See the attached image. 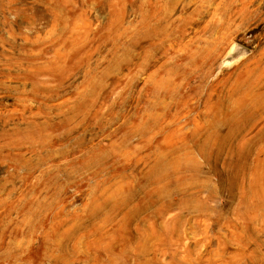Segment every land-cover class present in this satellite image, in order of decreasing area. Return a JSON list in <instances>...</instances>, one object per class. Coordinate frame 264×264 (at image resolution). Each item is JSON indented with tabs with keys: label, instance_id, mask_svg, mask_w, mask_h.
Segmentation results:
<instances>
[{
	"label": "rangeland",
	"instance_id": "1",
	"mask_svg": "<svg viewBox=\"0 0 264 264\" xmlns=\"http://www.w3.org/2000/svg\"><path fill=\"white\" fill-rule=\"evenodd\" d=\"M0 264H264V0H0Z\"/></svg>",
	"mask_w": 264,
	"mask_h": 264
}]
</instances>
